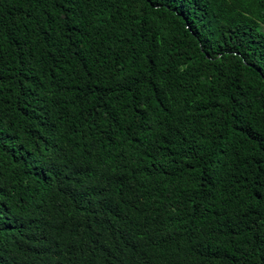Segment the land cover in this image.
<instances>
[{"label": "trees", "instance_id": "trees-1", "mask_svg": "<svg viewBox=\"0 0 264 264\" xmlns=\"http://www.w3.org/2000/svg\"><path fill=\"white\" fill-rule=\"evenodd\" d=\"M0 264H264V0H0Z\"/></svg>", "mask_w": 264, "mask_h": 264}]
</instances>
